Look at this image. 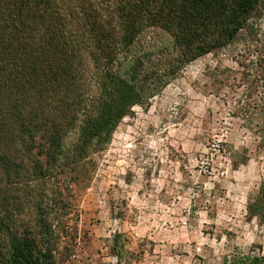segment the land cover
<instances>
[{
  "label": "rangeland",
  "instance_id": "obj_1",
  "mask_svg": "<svg viewBox=\"0 0 264 264\" xmlns=\"http://www.w3.org/2000/svg\"><path fill=\"white\" fill-rule=\"evenodd\" d=\"M129 54L115 71L127 73L137 57L142 75L162 86L100 147L78 163L64 158L28 186L25 219L41 204L58 264H222L239 252L264 255V215H247L264 191V0L234 43L189 63L177 65L159 27L145 28ZM90 83L86 92L96 94ZM77 134L69 131L65 152Z\"/></svg>",
  "mask_w": 264,
  "mask_h": 264
},
{
  "label": "trees",
  "instance_id": "obj_2",
  "mask_svg": "<svg viewBox=\"0 0 264 264\" xmlns=\"http://www.w3.org/2000/svg\"><path fill=\"white\" fill-rule=\"evenodd\" d=\"M260 3L0 0V264H58L52 222L38 202L33 220L25 219L23 194L64 158L78 163L100 147L133 105L162 86L142 75L137 57L127 73L115 71L131 60L138 35L147 27L165 31L181 66L234 43ZM90 81L96 94L86 92ZM72 129L78 134L68 153ZM247 215H264L263 190ZM230 257L222 264H264V255Z\"/></svg>",
  "mask_w": 264,
  "mask_h": 264
}]
</instances>
